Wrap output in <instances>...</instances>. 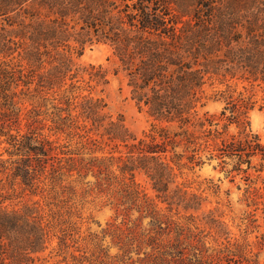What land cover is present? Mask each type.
<instances>
[{
  "label": "trees",
  "instance_id": "trees-1",
  "mask_svg": "<svg viewBox=\"0 0 264 264\" xmlns=\"http://www.w3.org/2000/svg\"><path fill=\"white\" fill-rule=\"evenodd\" d=\"M98 42L153 118L139 136L91 94L108 83L107 69L76 66L73 54ZM213 77L264 85V0H0V264H36L53 236L62 259L49 264H264V176H250L264 166V143L245 130L256 100L228 85L217 118L200 112ZM232 123L238 132L224 136ZM212 159L245 180L239 214L229 189L222 201L219 185L176 181ZM88 173L94 180L84 182ZM92 191L111 197L120 219L101 230L95 252L67 258L86 239L75 235ZM25 193L20 207L3 204Z\"/></svg>",
  "mask_w": 264,
  "mask_h": 264
},
{
  "label": "rangeland",
  "instance_id": "rangeland-1",
  "mask_svg": "<svg viewBox=\"0 0 264 264\" xmlns=\"http://www.w3.org/2000/svg\"><path fill=\"white\" fill-rule=\"evenodd\" d=\"M74 61L76 66L83 67L88 64H102L104 68L107 69L108 83L100 86H96L93 88L91 94L94 96H99L104 99L106 102V112L110 114L113 118L122 115L124 119V123L136 135H141L143 130H146L150 127V123L153 122V118L146 113L144 109H140L136 104L135 100L130 97L129 88L126 85V79L124 78L122 73L114 74L113 69L116 66L115 58L112 55L111 47L104 42L86 44L84 46L83 52L81 55L77 56L76 53L73 54ZM86 78L87 75L84 74ZM229 85L230 90H243V86L248 88V91L253 94V99L256 100L254 106L248 111L245 123V130L250 133H255L259 136L260 142L264 143V85L257 84L254 82L250 84L248 81L238 78H226L225 80H221L220 78H211L205 84V93L208 97L207 102L204 106H202L199 110L200 112H208V114H214L217 118L219 116V112L224 105L223 98L217 94L219 90L227 88ZM82 94L88 93V90L80 91ZM24 105H29V101L25 100ZM223 121L219 122L217 126L221 129V124ZM238 127L232 123L228 126L226 134L229 133H237ZM61 138H64L62 135ZM66 140V139H64ZM71 144H74V140L70 141ZM122 148V147H120ZM109 147L107 146L104 150V154H107ZM102 152H96V154L101 155ZM115 155L118 154V151L113 152ZM87 155V154H85ZM6 156V155H4ZM205 155H203V158ZM260 158L259 156H254L252 158V164L259 167ZM217 164V159H212L210 163L204 162L200 166H195L193 169L183 168L182 173L178 174L176 177V181L178 183H184L188 185L190 189L196 190L199 187L203 188L207 184H216L220 187V199L222 201L227 200L224 190L229 189L230 195L229 199L232 202L233 210L231 214H239L242 210V203L238 202L237 199L243 192L245 187V180H243L240 175H235L233 180H230L229 176H225V173L220 170L219 167L213 168V165ZM251 177L256 178L257 174L260 177L264 176V166L261 170H255L254 168H250ZM94 177L92 174L88 173L85 181H93ZM136 180L141 182V184L145 187L146 191L153 196L154 192L151 189L150 183L148 182L146 176L144 174H137ZM259 179L257 180V184H259ZM240 186V189L237 186ZM84 184L82 188H85ZM79 194L82 189L79 185H77L76 189ZM30 195L28 193L23 194L18 198H13L11 200H6L3 204L8 208H18L25 201H29ZM32 199H37L38 196L31 197ZM211 201H207L205 203L206 206L215 205V199L213 196H210ZM76 202H79V197H77ZM112 198L108 197L107 194L101 193L96 194L94 191L86 194L82 202V216L84 217V221L80 223L79 232L75 235L80 237H85L86 239L79 238V240L75 243V246L69 247L66 251L67 258H69V252L74 251V253L82 252L86 250L87 255H90L92 252H95L97 249L95 247L96 242L99 241V237H102L101 230L104 227H107L110 222L118 223L120 218H114L116 215V206L111 202ZM81 205V204H80ZM159 205L163 206V203H159ZM258 215H261V211H257ZM262 221V218L259 217V222ZM96 235L97 237H93ZM90 237H93L90 240ZM251 238H253L251 236ZM100 243L105 247L110 245V236L106 235L103 239H100ZM102 246V247H103ZM55 247L54 249H52ZM57 238L55 236L52 237L51 243L49 247L40 254L44 259H40L36 261V264H49L55 261L61 260L62 255H56L57 253ZM82 250V251H81ZM109 252L111 254L116 252V247L110 246ZM95 256V255H93ZM259 260L261 263H264V249L261 250L259 254ZM62 263V261H61Z\"/></svg>",
  "mask_w": 264,
  "mask_h": 264
}]
</instances>
